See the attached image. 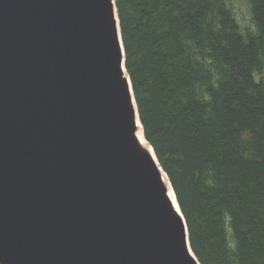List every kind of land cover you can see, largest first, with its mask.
Listing matches in <instances>:
<instances>
[{
	"label": "water",
	"instance_id": "water-1",
	"mask_svg": "<svg viewBox=\"0 0 264 264\" xmlns=\"http://www.w3.org/2000/svg\"><path fill=\"white\" fill-rule=\"evenodd\" d=\"M124 66L116 0H0V264H201Z\"/></svg>",
	"mask_w": 264,
	"mask_h": 264
},
{
	"label": "trees",
	"instance_id": "trees-1",
	"mask_svg": "<svg viewBox=\"0 0 264 264\" xmlns=\"http://www.w3.org/2000/svg\"><path fill=\"white\" fill-rule=\"evenodd\" d=\"M144 134L201 264H264V0H116Z\"/></svg>",
	"mask_w": 264,
	"mask_h": 264
},
{
	"label": "bare ground",
	"instance_id": "bare-ground-1",
	"mask_svg": "<svg viewBox=\"0 0 264 264\" xmlns=\"http://www.w3.org/2000/svg\"><path fill=\"white\" fill-rule=\"evenodd\" d=\"M124 72H125L126 77H128V72H127L125 66H124ZM128 82H130L129 78H128ZM130 87H131V82H130ZM134 106H135V101H134ZM136 136H137V139L140 142V144L144 148H146L148 150V152L153 156V158L157 162V158L155 156L154 150H153L152 146L150 145L149 141L144 136L142 124H141V122L139 120V117H137V121H136ZM162 176H163V179H164L165 184L168 187V196H169L170 200L172 201V204L174 205V207L177 210V212L178 213H181V210H180V207L178 205V202H177L175 193H174V191L172 189V186H171L169 177H168V175L166 174V172L163 169H162ZM190 251L193 253V251L191 250V248H190Z\"/></svg>",
	"mask_w": 264,
	"mask_h": 264
},
{
	"label": "rangeland",
	"instance_id": "rangeland-1",
	"mask_svg": "<svg viewBox=\"0 0 264 264\" xmlns=\"http://www.w3.org/2000/svg\"><path fill=\"white\" fill-rule=\"evenodd\" d=\"M263 77H264V73H263Z\"/></svg>",
	"mask_w": 264,
	"mask_h": 264
}]
</instances>
